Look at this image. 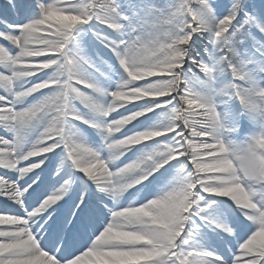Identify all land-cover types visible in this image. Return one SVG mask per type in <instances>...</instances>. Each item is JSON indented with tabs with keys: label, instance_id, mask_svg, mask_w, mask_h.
<instances>
[{
	"label": "snow or ice",
	"instance_id": "6c2138e0",
	"mask_svg": "<svg viewBox=\"0 0 264 264\" xmlns=\"http://www.w3.org/2000/svg\"><path fill=\"white\" fill-rule=\"evenodd\" d=\"M0 264H264V0H0Z\"/></svg>",
	"mask_w": 264,
	"mask_h": 264
}]
</instances>
